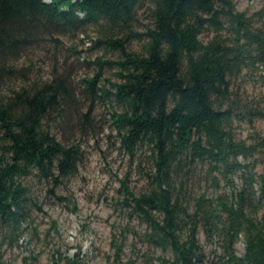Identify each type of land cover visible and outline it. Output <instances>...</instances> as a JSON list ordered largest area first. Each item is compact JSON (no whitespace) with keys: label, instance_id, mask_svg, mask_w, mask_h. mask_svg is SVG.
Instances as JSON below:
<instances>
[{"label":"trees","instance_id":"16d2710c","mask_svg":"<svg viewBox=\"0 0 264 264\" xmlns=\"http://www.w3.org/2000/svg\"><path fill=\"white\" fill-rule=\"evenodd\" d=\"M149 1L150 24L138 32L134 22ZM257 15L259 21L238 11L233 0H0V219L15 228L26 215L32 200L25 179L71 176L82 158L76 143L52 131L76 115L67 76L55 69L49 79H32L20 61L37 45L93 27L100 33L95 45L120 58L95 61L100 69L85 79L91 105L82 116L101 98L114 101L126 147L152 146L156 185L130 195L148 224V240L170 252L160 264H201L199 225L222 241L224 264H264V134L248 142L232 133L237 119L264 120V99L250 107L233 89L239 75L264 69V7ZM130 36L146 38L142 53L128 49ZM107 66L120 78L106 79L110 87L101 83ZM194 161L226 177L240 173L242 187L231 201L202 194L185 206L171 180ZM240 236L243 255L234 247ZM66 264L81 262L77 256Z\"/></svg>","mask_w":264,"mask_h":264},{"label":"rangeland","instance_id":"374dc122","mask_svg":"<svg viewBox=\"0 0 264 264\" xmlns=\"http://www.w3.org/2000/svg\"><path fill=\"white\" fill-rule=\"evenodd\" d=\"M233 2L238 11L259 21L257 14L263 9L264 0ZM150 5L149 1L138 11L134 30L147 31ZM99 36L97 30L87 27L78 36H59L60 42L37 45L20 61L31 68L32 79H49L55 69L67 76L77 96L76 115L60 126L52 125V131L61 141L76 143L82 158L78 171L71 176L54 180L34 175L23 181L29 186L32 201L18 227L0 219V264H66L77 256L81 264H160L162 257H170L169 251L148 240V224L143 214L134 209L130 195L138 196L156 185L152 146L140 144L134 151L126 147L114 123L113 113L120 111L114 101L101 98L88 117L82 116L91 105L84 91L85 79L100 69L95 61L120 58L119 51L104 44L95 45ZM202 37L207 40L209 34ZM145 42L146 38L140 41L130 36L126 46L142 53ZM117 71L116 67L103 68L101 83L110 87L106 79L119 81ZM261 75L263 67L255 66L235 79L234 92L250 107L264 99ZM232 133L236 139L250 142L256 134H264V120L249 123L237 119ZM242 185L240 173L226 177L198 161L188 163L171 180V187L181 189L180 199L190 208L202 194L222 195L231 201L232 192ZM156 216L161 217L159 213ZM197 238L203 251L201 264L226 262L218 236L208 237L199 225ZM234 247L238 255H243L242 236Z\"/></svg>","mask_w":264,"mask_h":264}]
</instances>
